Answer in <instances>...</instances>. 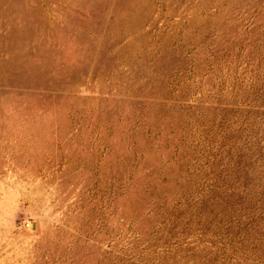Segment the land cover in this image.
I'll use <instances>...</instances> for the list:
<instances>
[{"label": "rangeland", "instance_id": "1", "mask_svg": "<svg viewBox=\"0 0 264 264\" xmlns=\"http://www.w3.org/2000/svg\"><path fill=\"white\" fill-rule=\"evenodd\" d=\"M244 157L264 0H0V264H222Z\"/></svg>", "mask_w": 264, "mask_h": 264}, {"label": "trees", "instance_id": "2", "mask_svg": "<svg viewBox=\"0 0 264 264\" xmlns=\"http://www.w3.org/2000/svg\"><path fill=\"white\" fill-rule=\"evenodd\" d=\"M245 158L236 171L219 177L221 185L207 188L204 199L216 210L212 217L223 220L214 246L222 264H264V167L255 171Z\"/></svg>", "mask_w": 264, "mask_h": 264}]
</instances>
